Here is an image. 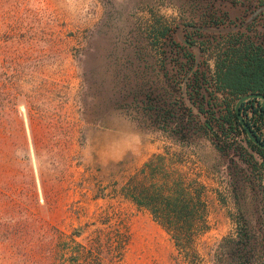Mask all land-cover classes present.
Here are the masks:
<instances>
[{
  "label": "rangeland",
  "instance_id": "1",
  "mask_svg": "<svg viewBox=\"0 0 264 264\" xmlns=\"http://www.w3.org/2000/svg\"><path fill=\"white\" fill-rule=\"evenodd\" d=\"M156 20L173 29L174 55L164 58L161 41L147 36ZM236 30L264 43V0H0V264H52L54 228L94 219L106 200L93 193L115 178L111 165L122 160L130 171L163 148L207 187L201 264H233L228 238L238 226L251 264H264V160L241 135L220 155L201 119L182 127L194 114L182 97L184 50L212 56ZM150 89L179 107L174 144L141 102ZM112 202L130 232L115 264H186L146 211Z\"/></svg>",
  "mask_w": 264,
  "mask_h": 264
},
{
  "label": "trees",
  "instance_id": "2",
  "mask_svg": "<svg viewBox=\"0 0 264 264\" xmlns=\"http://www.w3.org/2000/svg\"><path fill=\"white\" fill-rule=\"evenodd\" d=\"M145 30L148 37L161 41L164 58L166 53L178 52L174 49L177 45L173 29L166 22H147ZM182 57L178 64L185 78L182 97L190 103L188 110H194L182 127L190 129L201 119L209 132L208 139L220 155L236 144L237 136L241 135L249 150L264 160V150L247 139L234 112L239 96L259 93L264 97L263 41L244 30L229 31L220 36L212 56L197 59L195 54L184 50ZM141 102L154 122L169 126L168 136L174 144V125L183 121L179 107L174 102L165 105L153 89L143 95ZM239 112L254 136L264 142L261 99L253 97L242 101ZM244 152V161L249 162L253 154L246 148ZM182 162L174 151L163 148L130 171L123 168L125 161L112 164L111 168H116L115 178L108 185L98 183L93 193L94 199L106 200L94 219L68 233L54 228L58 234L52 264H115L122 259L130 232L119 205L112 202L114 198L146 211L169 236L182 262L201 264L203 257L196 248V240L210 228L207 187L200 179L201 173L188 167L183 169ZM89 227L90 231L77 241ZM228 242V256L233 264H251L252 246L246 231L238 226Z\"/></svg>",
  "mask_w": 264,
  "mask_h": 264
},
{
  "label": "water",
  "instance_id": "3",
  "mask_svg": "<svg viewBox=\"0 0 264 264\" xmlns=\"http://www.w3.org/2000/svg\"><path fill=\"white\" fill-rule=\"evenodd\" d=\"M253 97H257L261 99V104L264 105V97L259 94V93H246L243 94L241 96H239L234 104V112L239 120V122L241 123V126L244 129L245 135L247 137V139L252 142L253 144H255L257 147L261 148L264 150V142L261 140H258L256 138V136H254V134L251 132L250 128L248 127V125L244 122V120L242 119V117L240 116L239 113V104L249 98H253Z\"/></svg>",
  "mask_w": 264,
  "mask_h": 264
}]
</instances>
